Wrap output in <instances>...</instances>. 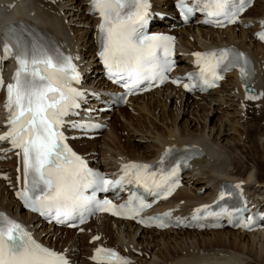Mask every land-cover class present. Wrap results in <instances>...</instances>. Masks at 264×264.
<instances>
[{
    "label": "snow or ice",
    "instance_id": "snow-or-ice-1",
    "mask_svg": "<svg viewBox=\"0 0 264 264\" xmlns=\"http://www.w3.org/2000/svg\"><path fill=\"white\" fill-rule=\"evenodd\" d=\"M248 0H195L196 7L187 8L179 4L181 15L187 20L194 11L206 12V23L216 27L237 22ZM149 0H91V10L98 13V55L109 79L123 82V87L133 92L144 83L149 86L164 83L166 73L174 66L172 60L175 38L165 34L148 35L145 32L150 20ZM264 39V33L259 35ZM15 44H4L5 57L15 50L18 65L13 77L14 83L7 85L5 109L8 113V130L0 135V141L7 140L12 149L22 155L23 188L17 196L26 208L41 216L68 227L79 220L83 223L85 213L94 210L111 212L130 219H136L149 205L143 200H129L126 204L114 205L110 200L97 201L95 191L118 185L138 184L159 196L170 195L178 185L177 174L181 166L196 154L192 148L185 149V155L165 168V160L174 151L166 149L160 166L129 162L121 165V176L115 182L105 179L99 172L88 167L85 160L66 143L68 139L62 128L68 124L72 129H96L99 124L68 123L65 118L75 114L78 101L84 93L73 87L79 84L80 74L70 56L57 50L55 54L36 38L30 42L23 35L14 36ZM198 67L196 74H189L184 87L191 90L199 82L201 90L214 87L223 79V73L238 68L242 80L251 76L250 61L235 48H219L207 52H194ZM177 77L172 83L179 84ZM0 86L3 80L0 78ZM254 99V96H248ZM6 178V177H5ZM19 179V177H18ZM240 189L241 185L228 186ZM92 188L93 195H85V189ZM231 191L221 192L220 200L231 196ZM214 217L227 216L232 221L237 209L227 206L219 211H210L207 205L196 209L193 220L200 219L201 212ZM170 215L165 213V216ZM149 226H167L160 217L138 220ZM254 220L249 216L240 226L251 228ZM203 227V225H198ZM218 226V225H212ZM98 240L99 237H93ZM96 264H130L113 249L97 247L91 257ZM0 264H70L65 255L37 243L30 233L17 222L0 213Z\"/></svg>",
    "mask_w": 264,
    "mask_h": 264
},
{
    "label": "bare ground",
    "instance_id": "bare-ground-1",
    "mask_svg": "<svg viewBox=\"0 0 264 264\" xmlns=\"http://www.w3.org/2000/svg\"><path fill=\"white\" fill-rule=\"evenodd\" d=\"M71 1L73 2L74 0ZM75 1L76 5L74 8H79L80 14L73 13L71 17L70 11H65L61 0L53 4L50 2H45V0H0V16L5 17L6 19L21 18L28 23H34L44 36L52 41L58 42L65 53H70L73 49L84 56V60H86L87 63L96 64L93 54L96 50V39L94 37L95 32L93 27L97 21L89 15H86L88 10L87 1ZM152 1L153 8L155 10L162 8L163 2L160 3L158 0ZM168 1L169 0H166V4L164 2L163 5H169L170 2ZM257 2L247 13L248 17H254L255 15H257L256 17H259L264 14V3L263 5H258ZM12 3L14 6H10ZM163 9H165L164 6L161 10ZM252 14H254V16H252ZM76 16L78 17V21L74 24H77V26L82 25L86 28V30L82 33L85 36L84 37L82 35L85 38L84 40L80 37L78 38V36L71 38L68 35V33L71 31H74L75 33L78 31L77 29L69 27L71 24H73L72 18H76ZM235 28L236 27L227 28L222 31H206L203 29H196L195 27H188L177 31L178 50L183 52V54L187 53V57L184 55L178 59V62L180 63L179 68L188 65V61L191 60L189 54L192 51L224 44H231L237 49L247 52L257 64L256 77L253 86L257 90L256 94L260 96V93L264 92V84L262 83V81H264V69H261V67L264 65V62L260 63L262 58H260L259 55H264V48L258 43L252 41L251 35L247 34L249 30L239 29V34L235 35ZM80 40L85 41L83 46L86 49V53H83L82 50L79 51L77 48L79 47L78 41ZM230 81L231 85L224 89V92L228 93L229 96H232L230 100H226L223 97H213V94L216 92L218 93V90H216L214 92L208 93L207 95L199 96V100L202 102L200 103L195 100V96L184 95L179 90L172 89L169 86L131 99L129 104H132L131 106L134 107L133 103H135V105L138 106L135 107L139 108V112L137 113L138 117L136 118L131 115L121 116L126 118V120L124 119L126 124H129L133 127L134 135L138 132L149 134L154 141L153 145L151 146L139 144L133 145L130 142H125L124 144L121 143L118 130H127L124 127L126 124L119 125V128L116 130L115 127L113 128V125L116 124L113 121L111 123V127L106 132L109 133V137L111 136V143L105 141H102V143L96 142V147L97 144H100L99 148H94V145L88 147L92 141L75 142L74 145L81 153L96 151L98 155L96 158L99 157L106 161V163H103L104 166L102 167H105L103 170H109L112 168V166L116 165L117 162L120 161L118 157L125 159L155 160L164 150V148L170 145L182 146L188 144L195 145L198 148H202V150L204 149L202 158L192 162L191 171L188 172L187 176L188 181L194 180L195 183H200V186L197 189L204 188L206 194L204 196H200L197 195V191L194 190V192H191L185 187L178 190L170 203L166 205L167 208H171L175 213L181 214L187 212L191 210L194 205L207 201L208 196L212 195L214 189L220 187L222 182L228 180L244 181L246 184V191L250 197L255 199L256 196L257 198L255 201H259V199H261L262 203H264V178H262L264 173L261 174L258 172L259 169H257L258 167L261 170L262 164H257L255 162V165L257 166H255L256 172L254 173L253 181H251L249 180L251 175H246L247 170L243 169L244 167L240 160L237 158V160H235V157L233 156V160L231 159L229 163H227V160L229 159L225 157L227 156L225 152H221L223 148L220 147L222 148L220 150L216 146L219 143L220 138L228 131L237 132L239 135H241V133L245 134L247 143L253 142V135L255 131L260 130L257 123L259 118L253 117L248 113L249 111L251 113L259 112L260 118L264 119V96L259 97V100L255 103L243 101L241 104V87L240 82L238 81L235 74L232 75V80ZM90 83L96 87L102 85L99 79L97 81L90 80ZM222 87L223 86L221 85L220 88ZM154 94L156 95L155 99L153 98ZM206 99L208 100L206 101ZM232 101H236L234 113H236L237 116L235 117L234 124H239V122H241V115L244 113L242 107H246L245 115L247 117L251 116L250 120L243 123L242 132H240L237 128H233L232 125L230 126L229 123L228 126L225 125V123L222 124V119H220V122L218 121L219 125L217 126L216 130L214 129L215 125L210 126L211 128L208 133V138L212 132L215 131L214 134H212L210 140H206L202 137V131L200 134H196V130L193 129L192 121L188 120L186 116H193V118L197 119L199 122L202 120L204 128L207 126L206 124L208 123L209 116H213L211 115L210 111L214 113L217 110L216 112H218V110H220L224 105H233ZM166 109H168V113L166 114L167 117L165 115ZM156 110H158L160 114L159 116L153 115ZM122 111L123 109L118 110V114H121ZM144 113L147 115V118L148 116L149 118L152 116L151 118L154 120L148 118L147 124H144L143 120H140ZM179 118L182 120V122L176 123ZM199 118L201 119L199 120ZM169 119H171V127L166 125L164 130L157 129L156 126L153 125L154 122L159 121L163 123ZM106 133H104L102 136H105ZM203 136H205V134ZM132 138L133 137L131 135V140H133ZM142 139L143 137H141L139 141L141 142ZM224 140L226 141L227 139ZM87 148L91 149L87 150ZM240 150V147L236 143L231 144V142H228V146L225 145V149L223 151L235 152ZM221 155L224 156L221 157ZM94 157L95 156L92 158ZM213 157H216V159ZM219 157L222 159L219 160ZM1 166L7 170L9 163ZM229 166L230 169H227ZM260 180L262 181L260 182ZM194 182L192 183L193 185L195 184ZM4 184V182L0 181V209L16 217L18 220L23 221L24 223H32L34 217L25 215L18 210L17 204L12 198V192L8 193V188L5 187ZM11 185H13V183ZM251 191L255 194H250ZM4 192L5 195H3ZM6 195L8 196V202L5 203L6 205H3V197ZM180 200H183L185 203H187V205L181 207L179 210H175V208L173 209L172 205L176 204ZM188 202L192 203L188 204ZM12 208H15V210L13 211ZM89 226H91L93 231H95L94 233L101 235V241L105 239L112 240L114 241V245L122 251L135 248L144 254L150 252L149 254L152 256V258L159 260V262L155 261L154 259H151L150 261H143L141 258L136 257L135 259L139 261V263L136 264H256L258 259L257 257H260L264 248V233L261 232L243 234L227 230L203 232H182L168 230L157 232L154 230H141L139 231L140 234L138 236V238L141 240L135 242V233L138 229L131 226L130 223L110 221L108 218L100 216L97 217L94 222H91ZM89 226H87L85 229H87ZM40 232L43 233L45 230H41ZM66 233L67 235L64 238L70 241L66 247L69 248L68 253L72 260L77 261V264H92L86 260L79 261V256L85 254V252L89 253L92 246L88 245L87 243L82 244V236L75 235L74 232H72L70 235V231H66ZM46 234L47 232H45V235ZM170 234H172V236ZM147 235H150L151 241L146 240ZM55 236H58L57 232H55ZM60 237L62 236L60 235ZM89 237L90 234H86V240H88ZM182 238H184V240ZM43 240L45 241V239ZM134 242L136 243V246H133ZM105 245L109 246V244ZM190 248L191 252L189 251ZM73 249L78 252H74ZM184 250L186 252V257L183 255L185 258H182V254H180V252ZM186 250H188L189 253ZM256 252L258 255H256Z\"/></svg>",
    "mask_w": 264,
    "mask_h": 264
},
{
    "label": "rangeland",
    "instance_id": "rangeland-1",
    "mask_svg": "<svg viewBox=\"0 0 264 264\" xmlns=\"http://www.w3.org/2000/svg\"><path fill=\"white\" fill-rule=\"evenodd\" d=\"M62 2V4H63V7L65 8V11L67 10L68 12L70 11V15H71V17H72V14L73 13H75V14H80V9L79 8H74L75 7V5H76V1L74 0L73 2L71 1V0H61ZM158 1H160V3L163 1V2H165V0H158ZM258 2V5H263V3H264V0H257ZM165 4H166V2H165ZM72 8V9H71ZM32 13V12H31ZM62 15V14H61ZM260 15V14H259ZM252 16H254V14H252ZM257 15H255L254 17H256ZM75 20V21H74ZM78 21V17L76 16V18L74 17V18H72V23L73 24H71V26H69L70 28L72 27L73 29H77L78 31L75 33L74 31H71V32H69L68 33V35H69V37H71V38H75L76 36H78V38L80 37L81 39H85L84 37V35L82 34L83 33V31H85L86 30V28L84 27V26H82V25H78L77 26V24L75 25L74 23H76ZM66 23V22H65ZM67 25V24H66ZM234 33H235V35H237V34H239V31H234ZM84 37H83V36ZM83 40H80V41H78V44H79V47H77V48H79V51L80 50H82V52L83 53H86L85 52V48H84V44H85V41H83ZM248 41V40H247ZM246 41V42H247ZM84 43V44H83ZM77 44V45H78ZM83 46V47H82ZM260 56V58H262L261 60H260V63H262V62H264V55L263 54H260L259 55ZM262 69H264L263 68V66H262ZM230 80H232V78L231 77H228V79H227V81L226 82H224V84L222 85L223 87L222 88H220V89H218V93L216 92L215 94H213L212 96L213 97H223L224 99H226V100H230L231 99V97L232 96H229V94L228 93H226V92H224V89L225 88H227V86H230L231 85V81ZM262 83L264 84V81H262ZM262 84V85H263ZM230 95H233V94H230ZM155 97H156V95H154V99H155ZM234 97V96H233ZM152 98V99H153ZM148 99H149V97H148ZM145 100H147V99H145ZM208 99H206V101H207ZM235 100V99H234ZM196 101H198V102H200V103H202L200 100H196ZM205 101V102H206ZM235 103H236V101H232V104L233 105H231V106H228V105H224L220 110H218V112H214V113H216V114H214L212 111H210V113H211V115H213V116H209V120H208V123L205 125L206 127H204L203 128V123H202V120H200L201 118H199V120H200V122L197 120V119H195V118H193V116H186L187 118H188V120H191L192 121V123H193V129L194 130H196V134H200V132L202 131V137L204 138V139H206V140H210L211 139V136H212V134H214V132H212V134L209 136V138H208V133H209V131H210V126H213V125H215V127H214V129L216 130V128H217V126L219 125V122H220V119H222V121H221V123L222 124H224L225 123V125H229L230 124V126L232 125V127L233 128H237L240 132H242V125H243V123H245L246 121H248V120H250V117L251 116H253V117H258L259 118V121L257 122L258 123V127L260 128V130H257V131H255V133H254V135H253V138H254V141L253 142H249V143H247V141H246V135L245 134H242L241 133V135H239V133H237V132H233V131H228V132H226L225 134H224V136H222L221 138H220V141H219V143L216 145L220 150H221V152H225V154L227 155V156H225V157H227V159H229V160H227V163H229V161L232 159L233 160V158L235 159V160H240V162L242 163V165H243V169H245V170H247V174L246 175H248V174H250L251 175V178L249 179V180H251V181H253V179H254V173L256 172V168H255V162L258 164H262V166H261V170H260V168H258L257 166V169H259L258 170V172H260L261 174H263L264 173V119H261L260 118V113L259 112H255V113H251L250 111H249V113L248 114H250L251 116H249V117H247L246 115L245 116H243V115H241L242 116V119H241V122H239V124H234L235 122H234V120H235V117L237 116V114L236 113H234V110H235ZM134 104V109L135 110H131L132 108H130V109H127V108H124V110L122 111V113L121 114H117V113H113V115H111V118H110V122L111 121H113L114 123H116L115 125H113V128L115 127L116 128V130L119 128V125H121V124H126V118L124 117V116H121V115H131V116H133V117H138V109L139 108H136V107H138V106H136L135 105V103H133ZM167 104H169V103H167ZM178 104V103H177ZM212 105H213V103H212ZM211 105V106H212ZM136 106V107H135ZM160 108V107H159ZM168 113V109H166L165 110V115ZM136 114H137V116H136ZM153 115H156V116H159L160 114H159V112H158V110H156L154 113H153ZM183 115H185V114H183ZM152 117V116H151ZM149 118V116H148V118L149 119H151V120H154L153 118ZM166 117H167V115H166ZM148 118H147V115L144 113L143 115H142V118L140 119L141 121L143 120V123L144 124H147V122H148ZM185 118V117H184ZM115 119V120H114ZM125 119V120H124ZM171 119H169L168 121H164L163 123L162 122H154L153 123V125H155L156 126V128L157 129H161V130H164V128L166 127V125H168L169 127H171L170 125V123H171V121H170ZM179 120V121H178ZM177 121H176V123H181L182 122V120H180V118L178 119ZM219 121V122H218ZM167 122V123H166ZM217 122H218V124H217ZM229 123V124H228ZM157 124V125H156ZM233 124H234V126H233ZM129 124H126L124 127L127 129V130H121V129H119L118 130V135H119V138H120V140H121V143H127V142H130V143H132L133 145H136V144H139V145H148V146H151V145H153V143H154V141L152 140V138L150 137V135L149 134H144V133H135V135H134V131H133V127L132 126H128ZM163 125H164V127H163ZM129 128V129H128ZM131 128V129H130ZM203 129V130H202ZM131 133V134H130ZM205 134V136H203ZM131 135H132V139L133 140H131ZM111 137V136H110ZM110 137H109V133H106V135L105 136H103V137H101V138H99V139H96L95 140V142L93 141L91 144H89L88 145V147H90V146H92V145H94V148L96 147V142H101L102 143V141H105V142H108V143H111V140H110ZM141 137H143V139H142V141L140 142L139 141V139L141 138ZM224 139H227L226 141L224 140ZM228 142H231V144H234V143H236L239 147H240V151H232V152H226V151H223L224 149H225V145H227L228 146ZM208 143H209V141H208ZM251 143V144H250ZM100 147V144H97V147L96 148H99ZM112 147H114V146H112ZM220 147H222V148H220ZM88 149H91V148H87V150ZM238 152V153H237ZM117 154V153H116ZM231 155V156H230ZM224 155H221V157H223ZM228 156H230V157H232V158H230V157H228ZM234 156V157H233ZM221 157H219L218 159L220 160V159H222ZM213 158H215L216 159V157H213ZM237 158V159H236ZM215 162V161H214ZM228 166V165H227ZM196 168V167H195ZM227 169H230V166L229 167H227ZM262 178H264V175L262 176ZM262 180H260V182H261ZM194 182V181H193ZM195 183V182H194ZM195 185V186H194ZM192 184V182L189 184V186H187V190H190L191 192H194V190H196L199 186H200V183H195V184ZM194 186V187H193ZM9 191V190H8ZM253 192L251 191V194H252ZM206 194V192H204V193H201V194H199V195H201V196H204ZM253 194H255V193H253ZM3 195H5V192H4V194ZM1 196H2V194H1ZM255 198H257L256 196H255ZM3 205H6L5 203H7L8 202V196L6 195V196H4L3 197ZM12 210L14 211L15 210V208H12ZM64 234H61V236H63ZM171 236H172V234H170ZM64 237V236H63ZM63 237H62V239H63ZM147 238V239H146ZM146 240H149V241H151V238H150V235H147L146 236ZM183 240H184V238H182ZM139 240H141L140 238H138V233H136V236H135V241H139ZM177 240H179V239H177ZM48 241H49V243L50 244H52V245H55L56 247H59V248H62V247H64V245L65 244H67L68 243V241H66V242H62V240H60V239H56L55 237H50L49 236V239H48ZM109 244H114L113 242L114 241H112V240H110V241H107ZM82 244H85V236H83V239H82ZM145 244V243H144ZM144 244H143V246H144ZM186 251H188V250H186ZM190 252H191V248H190V250H189ZM189 251H188V253H189ZM180 254H182V258H185L186 256H185V254H186V252H185V250L184 251H181L180 252ZM183 255L185 256V257H183ZM256 255H258V253L256 252ZM263 255V256H262ZM143 261L144 260H146V261H150L151 259H154L155 261H157V262H159V260H156V258H152V256L150 255V254H144V256H141L140 257ZM254 258H255V256H254ZM258 259H257V261H256V264H264V248H263V253L260 255V257H257ZM83 259V258H82ZM256 259V258H255ZM258 262V263H257ZM138 263H139V261H138ZM254 263V262H253Z\"/></svg>",
    "mask_w": 264,
    "mask_h": 264
}]
</instances>
